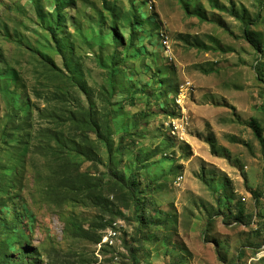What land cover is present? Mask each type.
Masks as SVG:
<instances>
[{
	"label": "rangeland",
	"instance_id": "rangeland-1",
	"mask_svg": "<svg viewBox=\"0 0 264 264\" xmlns=\"http://www.w3.org/2000/svg\"><path fill=\"white\" fill-rule=\"evenodd\" d=\"M246 27L264 0H0V264H264Z\"/></svg>",
	"mask_w": 264,
	"mask_h": 264
},
{
	"label": "trees",
	"instance_id": "trees-1",
	"mask_svg": "<svg viewBox=\"0 0 264 264\" xmlns=\"http://www.w3.org/2000/svg\"><path fill=\"white\" fill-rule=\"evenodd\" d=\"M217 10L226 13L227 15H229L230 17L236 19V20H240L241 16L238 14V12L236 11V9L234 7H230L229 9H224L222 7H218L216 6ZM257 23V19L253 20L251 22V24L254 26ZM57 26H60L61 24L58 23L57 21ZM57 28V27H56ZM243 39H245L247 41V43H249V45L252 47V49L254 50V52L260 57V58H264V43H262L257 37L255 32L251 31L249 29V27H246L243 31ZM76 117V114L73 115L72 119ZM79 124V123H77ZM251 128L253 129L255 135L259 138L263 137V129L259 123V121L255 118H252L249 122ZM80 125V124H79ZM134 183H136L135 177H134ZM254 193V192H252ZM239 213L241 212V209L238 211ZM145 223L147 222L146 219L144 218Z\"/></svg>",
	"mask_w": 264,
	"mask_h": 264
},
{
	"label": "built area",
	"instance_id": "built-area-1",
	"mask_svg": "<svg viewBox=\"0 0 264 264\" xmlns=\"http://www.w3.org/2000/svg\"><path fill=\"white\" fill-rule=\"evenodd\" d=\"M158 36L160 37L161 44H162V47L164 49V53L166 55V58L168 59V61H171L173 59V57H172L173 52L171 49V45H170L167 33L164 32L163 30H160L158 33Z\"/></svg>",
	"mask_w": 264,
	"mask_h": 264
},
{
	"label": "bare ground",
	"instance_id": "bare-ground-1",
	"mask_svg": "<svg viewBox=\"0 0 264 264\" xmlns=\"http://www.w3.org/2000/svg\"><path fill=\"white\" fill-rule=\"evenodd\" d=\"M114 231H115V229H114ZM112 239V238H111ZM115 241H116V239H115ZM107 245V244H106ZM110 245H112V244H110Z\"/></svg>",
	"mask_w": 264,
	"mask_h": 264
}]
</instances>
